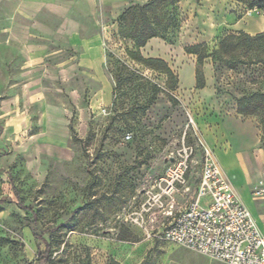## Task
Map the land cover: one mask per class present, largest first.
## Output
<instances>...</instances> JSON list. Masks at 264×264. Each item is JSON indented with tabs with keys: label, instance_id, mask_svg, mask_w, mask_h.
<instances>
[{
	"label": "rangeland",
	"instance_id": "1",
	"mask_svg": "<svg viewBox=\"0 0 264 264\" xmlns=\"http://www.w3.org/2000/svg\"><path fill=\"white\" fill-rule=\"evenodd\" d=\"M144 3L130 1L120 14ZM11 6L0 4V28ZM211 7L205 0H178L145 17L128 14L124 23L120 14L110 20L103 10L104 71L112 99L90 107L86 87L81 102L86 116L82 120L74 108L63 156L37 147L38 105L17 108L23 62L0 32V264H225L157 238L170 214L194 197L198 175L190 172L174 202L148 199L184 133L194 162L204 148L211 151L264 233V211L249 194L264 170V64L237 63L264 62V41H246L231 55L222 54L228 62L213 61L211 54L226 36L256 34L225 35L227 28L211 16ZM254 11L242 7L245 22ZM150 29L156 35L138 47L136 38ZM195 45L206 55L199 76L198 55L186 52ZM186 58L195 66L191 88L180 82ZM147 59L162 60L166 67H149L142 61ZM109 97L105 91L103 103ZM57 98L48 95L47 101L71 109L64 96ZM21 118L30 124L19 125ZM189 118L194 128H187Z\"/></svg>",
	"mask_w": 264,
	"mask_h": 264
},
{
	"label": "crops",
	"instance_id": "2",
	"mask_svg": "<svg viewBox=\"0 0 264 264\" xmlns=\"http://www.w3.org/2000/svg\"><path fill=\"white\" fill-rule=\"evenodd\" d=\"M130 1L143 3L147 0H0V4L12 5L5 11V24L0 32L8 44L16 48L23 62L16 85L19 93L15 98L16 106L38 105L40 109L38 148L57 156L67 154L64 145L69 138L74 108L82 120L86 116L81 109L86 87L91 96L90 107L95 106L97 100L104 105L111 102L112 85L104 71V36L108 23L102 21L103 10L113 20ZM205 2L215 8L211 16L224 22L225 35L240 31L264 33V12L257 14L254 11L256 16L245 22L241 13L243 4L234 0ZM182 62L179 70L181 85L191 88L195 85V66L188 58ZM105 91L110 97L103 103ZM48 95L58 97L56 100L64 96L71 109L61 101H47ZM21 121L24 122L19 121V125L27 127L30 124L26 118ZM237 153L238 160H242L240 147Z\"/></svg>",
	"mask_w": 264,
	"mask_h": 264
},
{
	"label": "built area",
	"instance_id": "3",
	"mask_svg": "<svg viewBox=\"0 0 264 264\" xmlns=\"http://www.w3.org/2000/svg\"><path fill=\"white\" fill-rule=\"evenodd\" d=\"M194 124L189 118L187 128H194ZM194 154L184 133L169 165L155 182L156 193H148L154 203L163 199L174 202L172 196L186 186L189 173L198 175L194 197L176 215L170 214L171 221L157 238L225 264H264V233L256 217L235 193L211 151L204 148L199 162H194ZM249 194L264 211V170Z\"/></svg>",
	"mask_w": 264,
	"mask_h": 264
},
{
	"label": "trees",
	"instance_id": "4",
	"mask_svg": "<svg viewBox=\"0 0 264 264\" xmlns=\"http://www.w3.org/2000/svg\"><path fill=\"white\" fill-rule=\"evenodd\" d=\"M234 1H237V2L245 5L249 10L254 9L257 14L264 12V0H234ZM177 3H178V0H148L139 8H137L135 6H129V7L125 8L122 11V13L119 15V17H118L119 22L124 23L128 14L133 15L135 12H137L138 14H142L145 17V15L147 13L156 12L159 8H161L165 4L175 6V5H177ZM155 35H156V32H154L152 29H150L142 37H137L135 40V43L138 47H143L145 45L146 41L148 39L154 37ZM246 41L247 42L264 41V33H259V34L252 36V37H250L249 35L244 34L242 32H240L237 36H234V35L226 36L225 38H223L221 40V42L219 44V50L214 51L210 57L212 58L213 61L228 62V60H226V58L222 57V54L231 55V53L234 52L235 47H237L240 44H243ZM199 48H200L199 45L190 46V47L186 48L187 53H192V54L198 55L197 70H196L197 76L200 75L202 59H204L206 57V55L202 56L197 52V50ZM142 61L144 63H147V66H149V67H152L151 65L153 63L161 64L164 67H166V65L164 64V62L162 60L147 59V60H142ZM237 63L238 64H244V65H246V64H264V62H262L261 60H248V61L243 60V61H239ZM168 72H169V70H168ZM15 196L18 197V194L15 193ZM48 256H49L48 250H46L44 252V254L42 255V257L47 259ZM46 264H53V262L48 260L46 262Z\"/></svg>",
	"mask_w": 264,
	"mask_h": 264
},
{
	"label": "bare ground",
	"instance_id": "5",
	"mask_svg": "<svg viewBox=\"0 0 264 264\" xmlns=\"http://www.w3.org/2000/svg\"><path fill=\"white\" fill-rule=\"evenodd\" d=\"M260 26V25H259Z\"/></svg>",
	"mask_w": 264,
	"mask_h": 264
}]
</instances>
